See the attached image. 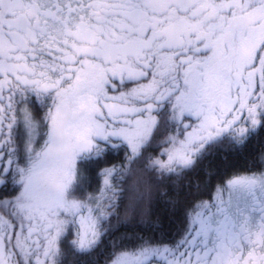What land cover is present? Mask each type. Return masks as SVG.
<instances>
[{
	"label": "snow or ice",
	"instance_id": "1",
	"mask_svg": "<svg viewBox=\"0 0 264 264\" xmlns=\"http://www.w3.org/2000/svg\"><path fill=\"white\" fill-rule=\"evenodd\" d=\"M0 264H264V0H0Z\"/></svg>",
	"mask_w": 264,
	"mask_h": 264
},
{
	"label": "trees",
	"instance_id": "2",
	"mask_svg": "<svg viewBox=\"0 0 264 264\" xmlns=\"http://www.w3.org/2000/svg\"><path fill=\"white\" fill-rule=\"evenodd\" d=\"M228 162H229L228 160H222L219 155H217L211 160V163L217 166H223L225 163H228Z\"/></svg>",
	"mask_w": 264,
	"mask_h": 264
}]
</instances>
